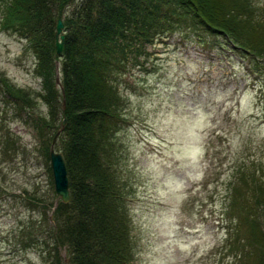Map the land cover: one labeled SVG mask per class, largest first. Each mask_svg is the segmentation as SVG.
I'll return each mask as SVG.
<instances>
[{
    "label": "rangeland",
    "instance_id": "rangeland-1",
    "mask_svg": "<svg viewBox=\"0 0 264 264\" xmlns=\"http://www.w3.org/2000/svg\"><path fill=\"white\" fill-rule=\"evenodd\" d=\"M4 7L0 1V73L25 88L44 115L35 55L2 27ZM195 40L185 32L159 38L142 66L131 62L112 80L126 100L114 139L129 184L132 264L230 263L225 192L242 174L264 171V80L230 48ZM26 110L0 95V262L50 264L47 249L27 246L29 236L19 231L25 224L35 240L37 231L46 237L52 220L45 219L60 200L50 155ZM44 139L49 153L61 152L48 134ZM30 200L40 207L28 210ZM59 252L69 264L65 248Z\"/></svg>",
    "mask_w": 264,
    "mask_h": 264
},
{
    "label": "trees",
    "instance_id": "trees-1",
    "mask_svg": "<svg viewBox=\"0 0 264 264\" xmlns=\"http://www.w3.org/2000/svg\"><path fill=\"white\" fill-rule=\"evenodd\" d=\"M0 1L5 6L2 27L24 39L35 55L39 96L47 112H35L28 91L1 73L0 95L28 107L29 123L41 134L39 142L48 158L51 144L44 137L48 134L53 142L58 133L56 146L66 162L70 190L69 202L58 200L51 218L45 219L52 220L46 237L37 231L35 240L25 224L19 231L24 239L29 236L27 246L43 245L42 253L47 249L44 257L50 264H63L62 247L69 264H132L129 184L120 172L114 139L125 123L126 100L112 83L114 76L131 62L142 66L157 39L185 32L198 44L230 48L264 80V4L253 0ZM59 18L64 23L61 53L55 46ZM48 169L52 178L50 164ZM225 193L221 222L228 223L226 239L233 252L227 264H264L263 168L234 179ZM38 207L31 200L26 206L31 211Z\"/></svg>",
    "mask_w": 264,
    "mask_h": 264
},
{
    "label": "water",
    "instance_id": "water-1",
    "mask_svg": "<svg viewBox=\"0 0 264 264\" xmlns=\"http://www.w3.org/2000/svg\"><path fill=\"white\" fill-rule=\"evenodd\" d=\"M63 28L64 23L61 18L58 19L55 31V46L57 53H61L63 49ZM65 124V120L63 121ZM55 135L53 139V144L56 141ZM50 162L53 173L54 188L56 193L60 196L63 202H69L70 200V190H69V178L65 159L61 152L55 150L54 148L50 151Z\"/></svg>",
    "mask_w": 264,
    "mask_h": 264
}]
</instances>
